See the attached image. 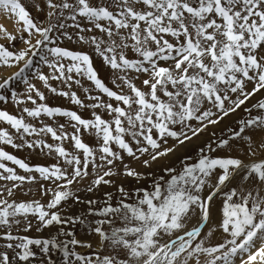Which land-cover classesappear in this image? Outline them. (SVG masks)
Segmentation results:
<instances>
[{
  "label": "snow or ice",
  "instance_id": "obj_1",
  "mask_svg": "<svg viewBox=\"0 0 264 264\" xmlns=\"http://www.w3.org/2000/svg\"><path fill=\"white\" fill-rule=\"evenodd\" d=\"M34 6L42 20L22 0H0L16 26L0 24V68L17 69L0 76V103L19 108L0 109V264H264V97L245 107L264 92V0ZM33 80L91 117L50 105ZM242 108L194 156L154 167ZM3 146L55 163L29 164ZM31 185L40 199L15 198Z\"/></svg>",
  "mask_w": 264,
  "mask_h": 264
},
{
  "label": "rangeland",
  "instance_id": "obj_2",
  "mask_svg": "<svg viewBox=\"0 0 264 264\" xmlns=\"http://www.w3.org/2000/svg\"><path fill=\"white\" fill-rule=\"evenodd\" d=\"M22 2L25 4L27 10L31 13V15L36 18V19H40L42 20L44 18V14L42 12H38L36 7L34 6V0H22ZM35 2H39L41 7H43V0H35ZM5 26V25H4ZM15 25L12 22L11 27L9 30L7 27V29L9 31L15 32ZM14 29V30H13ZM0 42H4L6 43V41H2L0 40ZM16 47H20L21 43L20 41H16L15 42ZM65 44L76 48V49H82L85 51H88L89 49L86 48L83 45H79L73 42H68L65 41ZM37 64H39V61L37 60ZM94 64L95 67L97 68L100 77L105 81L106 84H108L109 87H112V72L111 70L106 67L102 61V59H100L99 57H95L94 56ZM43 67V66H42ZM17 69L13 68V69H7V68H0V76H4L6 77L7 75H10L12 72L16 71ZM45 72H47L48 70L46 68L43 69ZM34 83L37 84V86L45 92V95L47 96V103H49L52 106H60L62 108H66V109H71V110H75L78 111L84 118H90L91 117V113H92V109L90 108H85V109H81L76 105H73L67 98L55 95L50 93L43 85V82L40 81H36L33 80ZM53 84V86L58 87V88H64V85H62L59 81H52L51 82ZM85 86L90 87V84L88 82H84ZM18 90L21 91V93L23 94V84L20 83L17 85ZM249 88L252 87L251 84L248 85ZM77 91L78 95H80V97L82 99H85V94L83 92V89L80 88L79 86L74 85L73 89ZM95 94V93H94ZM261 97H264V92L262 93H258L257 96L253 97L246 105L245 107L251 106V104L256 103V101L258 99H260ZM107 99V98H105ZM85 103H92V101H89L87 99H85ZM28 106H31L30 103ZM0 109H5L8 110L10 113L13 114H19V108H17V106L13 103V102H9L8 104H3L0 103ZM97 111H102V110H97ZM244 115L243 112V108L241 110H239L237 113L230 115L229 117L225 118L223 121L220 122V124L214 126V127H210L207 132L200 134V136L193 138L192 141L187 142L185 145L179 146L176 151L169 157L165 158L164 160L160 161L158 165H154V167H160L164 164H179V160L181 158H183L184 156H194L197 149L199 147H201L206 141H208L210 139V135L212 132H215L217 135L222 134L223 132H225L227 130L228 127L231 126H235L236 121ZM45 122L47 123H53V125L55 126L56 123H65V118H58L57 121L53 122V121H48L46 120ZM4 127H7V125H3ZM85 140L87 143L89 144H95V140L94 138L90 137V136H85ZM48 142L52 143L53 141L48 138ZM17 143H19V140H17ZM175 143L174 141H169V144H173ZM5 147V150L10 152L11 154L16 155L17 157L24 159L26 162H28L29 164H51V163H55L54 159L45 157L43 154H41L39 152V150L33 151L28 149L27 147L21 148V149H16V148H12L11 146H3ZM70 147V146H69ZM233 155H237V153H233ZM9 166H12L9 164ZM136 167H139V164H135ZM21 174L22 171H21ZM26 187H31L32 188V192L24 195L22 193H20L19 191L17 192L16 195V199L18 200H29L32 199L33 197H35L36 199H40V193L37 191L39 185H31V186H26ZM74 188L76 187V185L73 186ZM81 195H83V192H81ZM49 199L48 196H44L42 202H46ZM80 205H75L72 207L71 211L73 212H78L80 209ZM220 207V202L219 201H215L212 205L213 211L217 212L218 209ZM54 232L55 229H49V230H45L44 233L42 234H37L34 231L30 232L29 235H48L49 232ZM79 237L81 239H85V234L83 232H79L78 233ZM221 239L220 235L217 234V236L215 237V239L213 240V242H219Z\"/></svg>",
  "mask_w": 264,
  "mask_h": 264
},
{
  "label": "bare ground",
  "instance_id": "obj_3",
  "mask_svg": "<svg viewBox=\"0 0 264 264\" xmlns=\"http://www.w3.org/2000/svg\"><path fill=\"white\" fill-rule=\"evenodd\" d=\"M0 24L5 25L8 29L11 27L12 20L7 19L4 14L0 13ZM11 30V29H9ZM14 30V29H13Z\"/></svg>",
  "mask_w": 264,
  "mask_h": 264
}]
</instances>
